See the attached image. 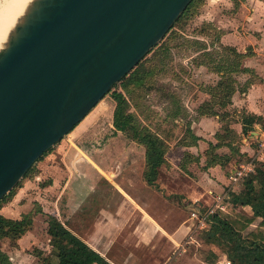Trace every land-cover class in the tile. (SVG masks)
<instances>
[{"label":"rangeland","instance_id":"374dc122","mask_svg":"<svg viewBox=\"0 0 264 264\" xmlns=\"http://www.w3.org/2000/svg\"><path fill=\"white\" fill-rule=\"evenodd\" d=\"M248 2L249 0H198V7L193 9L190 17L179 22L169 34L168 43H166L169 45L165 46V42L163 43L165 47L162 54L159 53L158 58L152 61L149 59L153 55L146 57L147 60L144 59L145 65L148 69L153 70V74L151 78L146 80L145 84L132 88L133 100L122 87L114 88L91 111L86 119L69 134L72 135L71 138L65 137L63 142H60L49 154L38 161L32 173L22 180L21 185L9 198L8 202L17 195L18 190L24 189L25 184L34 182L35 187L30 192L34 198L38 197L40 200H32L30 207H34L33 210H37L36 212H41L46 223H48L50 217H58L59 209L64 211V208H66L67 199L62 195L63 190L60 187L66 184L70 176L74 174L72 183L76 184L78 188H83V191H86L91 185L95 178L94 172L96 169L90 160L95 159L104 165L106 172H109V174L106 173L108 179L112 180L113 177L111 176H116L121 170L119 164L127 159V151L134 155H141L138 154V151H142V147L137 144L130 147L126 136L117 132L113 126L116 109L113 93L117 91L125 94L127 98L130 97L133 107L135 106L134 100L140 101L139 110L133 108V111L135 110L134 112L141 116L144 124L149 126L154 133L161 135L171 144L170 147L173 152H177V155L172 153V159H179L181 153L179 146L185 136L187 141H191L190 136L187 134V129L191 128L193 132L195 131L196 134L201 136L202 143L200 145H202L203 151L209 149L211 142L218 144V136H229L227 141L234 145L235 151L228 173L243 165L253 164L255 169L259 170V175H264V136H260L256 140L250 136L251 134L245 135L243 130L239 128V126H242L240 121L243 119L245 110L240 111L232 105L228 109L222 110L218 104L214 105L212 102L215 101L214 99H218L214 96L220 94L218 85L221 81L224 82L222 77L226 75V68L231 67L232 71L237 68L244 69L243 61L247 56H250L251 50L249 47L251 45L248 46L247 43L253 32L250 30L249 21L247 20L250 16L251 5V3L247 5ZM216 36L221 37L219 41H217ZM244 50L246 53H244ZM233 51L244 55L245 58L242 61L240 60L239 63L234 57ZM255 78L252 72L244 74L235 71L232 73V79L235 81L238 92L236 101H241L240 97L244 95L247 83L250 79L254 81ZM178 108L182 112L174 117ZM211 109L221 116L224 111L228 112L229 116L225 117V123L222 124V120L218 121L214 116L202 115V112L209 113ZM202 118L212 119V122L206 121L199 124L198 121ZM226 128L229 129V132L225 131ZM254 128L264 133V122L256 123ZM220 143L222 145V140ZM64 152H67L66 158L63 157ZM228 152L230 155V151ZM217 153L222 155V148ZM76 154L80 155L78 159L82 157L81 161L74 160ZM187 155L185 154L186 157H188ZM204 155L201 154L200 157L204 158ZM260 155L262 160L258 159ZM188 158L189 160L184 159L183 164L190 162L189 168L194 169V171L196 169L202 171L203 168L200 163L196 162L195 156ZM179 173L183 175L181 172ZM220 175H222V169L217 167L215 176L218 178ZM99 177V186L102 187L100 189H103L106 182L105 180H101L103 181L101 182L100 179L102 178ZM176 179V183L180 184V177L179 179L176 177ZM167 181L168 177L163 174L161 184H167ZM171 181L170 179L169 182ZM244 184L245 180L240 183L242 186ZM76 191L82 199L83 208L74 213L72 220L67 221L66 227L70 231H75V233L87 235L101 207L96 202V198L86 194L87 192H78V189ZM99 191L105 194V190ZM160 192L165 193L166 190L161 189ZM166 197L176 199L175 196ZM176 200L173 203L176 204L174 213L178 219V225H191L192 223L188 220L189 211L187 206L181 199ZM45 209L48 213H53L54 216L49 215L47 212L45 214ZM61 214L64 216L63 219L66 220L64 213ZM196 225L193 228L194 231H197L194 232L195 238H197L196 241L192 245H187L190 240L189 237L185 240L180 238V246L170 255L169 260L171 258L173 264H212L216 261L220 264H229L226 256L222 253L224 252L223 249L207 245L202 240L205 234H200L203 232L201 229L206 228L208 223L206 227L203 226L202 228L199 227L198 223ZM122 239L120 238V241ZM46 240H49V238L45 237L42 241L41 238L33 240L30 247H25L26 253L16 257L17 263L27 264L32 261L34 264L45 256L51 255V243ZM122 241L124 242L125 239ZM10 243L8 246L16 248V244ZM128 254L130 255L128 258H131L132 255ZM146 255L147 252L140 253L141 259L138 262L142 263L141 260H143L145 263L144 258ZM162 258L163 261L159 256H156L153 264H166L169 261L168 255L167 257L162 256Z\"/></svg>","mask_w":264,"mask_h":264},{"label":"water","instance_id":"95a60500","mask_svg":"<svg viewBox=\"0 0 264 264\" xmlns=\"http://www.w3.org/2000/svg\"><path fill=\"white\" fill-rule=\"evenodd\" d=\"M194 0H32L0 48V202Z\"/></svg>","mask_w":264,"mask_h":264},{"label":"crops","instance_id":"0c3cea01","mask_svg":"<svg viewBox=\"0 0 264 264\" xmlns=\"http://www.w3.org/2000/svg\"><path fill=\"white\" fill-rule=\"evenodd\" d=\"M249 3H251L250 16L247 20L249 21L250 30L253 34L251 38L247 37V44L248 46L251 45L249 47L251 53L243 61V68L250 70V73L252 72L256 78L254 83L244 91V95L240 97V102L236 101L238 95V92H236L232 99V106H236L240 111L245 110V114L258 117L260 123L264 122V0H249L247 5ZM216 118L218 121L220 120V117L216 116ZM206 121L212 122V119L202 118L198 123L200 124ZM240 123L242 124V120ZM239 128L243 130V125L239 126ZM253 131L250 133L253 139L258 140L260 136H264V133L259 132L257 128H254ZM193 133L200 139L198 145L193 147L179 146L181 153L179 154V159L176 160L172 159L173 157L171 156L172 153L177 155V152H173V149L170 147L171 144L162 138L161 135L157 134L170 147L165 156L168 165L161 168L158 180L160 191L161 189H165V193L149 186L144 179L146 170L145 148L122 133L126 136L130 147L135 144L142 147V151H138V154L141 155H134L130 151H127V159L119 164L121 170L116 176H111L113 177L112 180L108 179L107 174L109 172H106L104 165L95 159L93 161L90 160L95 166L96 171L94 172L95 178L86 191H83V188H78L76 184L72 183V176L74 175L72 172L73 175L68 178L69 180L66 184L60 187L63 190L62 195L67 200L64 211L59 209V214L57 215L59 220L66 226L67 221L72 220L74 213L83 208L82 199L76 193V189H78V192H87L86 194L96 198V202L100 204L101 209L96 218H94L95 220L92 222L93 224L90 226V231L87 235L72 231L93 250L102 255L111 264H153L156 256H159L161 261H163L162 256L167 257V255L169 260L170 255L180 246L179 242L181 239L185 240L189 237L190 240L187 245H192L197 239L195 238L197 231L193 230L197 226V223L191 218L192 213L200 215L199 211L201 209L214 207L219 200L225 205L230 200L231 193L238 194L244 189V186L240 185V183L245 179L239 181L237 184H233L230 180V175L237 168L228 173L229 166L234 157V145L230 144L227 140L222 142V157L231 158V160L225 164V167H221L222 175L216 178L215 172L217 167L220 166L205 169L206 155L204 153L208 149L203 151L201 148L202 145H200L202 143L201 136L196 134L195 131ZM71 136L69 135L67 137L71 138ZM210 144L214 143L211 142ZM228 151H230V155ZM199 152L200 154H198ZM185 154H190L198 158L203 168H201L202 171L200 169L194 171V169L189 168L190 162H187L185 168H183L182 163L184 159H189ZM201 154L204 155V158L200 157ZM79 156V154H76L74 160L81 161L82 157L78 159ZM63 157H67V152H64ZM261 157L260 155L258 159L262 160ZM178 171L183 175H180ZM163 174L168 177L167 184H161ZM66 175L69 176L68 174ZM98 177L102 178L100 181L105 180L106 182L103 189H100L102 187L99 186ZM176 177L178 179L180 177V184L176 183ZM170 179L172 180L171 182H169ZM34 187V182L25 184L24 189L18 190L17 195L1 208V214L8 219L21 220L24 216L30 214H32L33 218L32 229L18 241L16 248L8 246V244H11L10 240H0V251L8 254L13 264H22V262L17 263L16 257L25 254V247H30L33 240L35 241L41 238L42 241L46 237L49 238L46 241H50L48 223H46L44 215L39 211L36 212L37 210L34 211V207H30L32 200H40L38 197L34 198L30 192ZM99 190H105V194ZM166 196H175L176 199H181L188 206V220L192 223L191 225H178V219L174 213L176 204L173 203L177 200L175 198L170 199ZM243 210L251 214L249 207ZM46 212L48 213L45 209L44 213L46 214ZM61 213H64L66 220L63 219L64 216ZM48 214L54 216L53 213L49 212ZM120 238H123L122 240L125 239L127 243L125 241L124 243L122 240L120 241ZM124 244H126L125 247ZM129 250L130 252H128ZM146 252L147 255L145 258L143 257L145 263L143 260H141L142 263H139L138 260L141 259L139 254ZM128 253L132 255L131 258H128L130 257ZM53 259V262L56 263L57 260L55 258ZM147 260L149 261L148 263L146 262ZM27 264L33 263L30 261ZM166 264H173L172 259L170 258Z\"/></svg>","mask_w":264,"mask_h":264},{"label":"trees","instance_id":"16d2710c","mask_svg":"<svg viewBox=\"0 0 264 264\" xmlns=\"http://www.w3.org/2000/svg\"><path fill=\"white\" fill-rule=\"evenodd\" d=\"M197 1L198 0H194L190 4L187 11L180 17L159 46L146 56L153 55V57L149 59L150 61L157 59L159 53L162 54L164 47L169 45L166 44L168 43L167 39L170 36L169 34L179 22L185 21L190 17L193 9L198 7ZM220 38L221 37L216 36L217 41H219ZM163 43L166 45L164 46ZM233 54L239 63L240 60L242 61V59L245 58L244 55L235 51H233ZM146 57L145 60H147ZM145 60H143L127 77L114 87H122V89L130 95L132 100V88L142 86L153 74V70L148 69L145 65ZM226 69V75L222 77L224 82L221 81L218 85L220 94L219 96H214L218 99L212 101L214 105L218 104L222 110L228 109V107L233 104L232 99L237 92L235 81L232 79V73L235 71L236 73H250L248 69L237 68L233 71L231 67ZM253 83L254 81L250 79L247 83V88ZM130 97L127 98V96L120 91L113 93V98L116 101L113 121L114 127L117 132L126 134L130 139L145 148L146 170L144 179L149 186L159 189L158 180L161 173L160 171L162 167L168 165L165 156L170 147L164 140L154 133L149 126L144 124L140 115L134 112L137 108L139 110L140 101L134 100L135 106L133 107L130 102ZM133 108L135 109L134 111ZM181 112L182 110L178 108L174 117H177ZM228 114V112L224 111L221 116L219 113L213 111V109H211L209 113L202 112L203 116H218L222 122H225V117L229 116ZM256 123H259L258 117L251 114H244L242 119L243 133L245 135L250 134L254 130V125ZM225 131L229 132V129L226 128ZM187 134L190 136L191 141H187L185 136L182 139L180 146H197L200 139L195 136L191 128L187 129ZM228 138L229 136L227 135H222V137L218 136L219 143L216 145L210 144V147L205 154V169L217 166L225 167V164L230 162L231 158H223L222 155L217 153L223 145V143L222 145L220 143L221 140L222 142H225ZM187 156L191 157L192 155L188 154ZM196 161L197 163H200L198 158H196ZM185 165V163H182L183 168H185ZM34 167L27 173L25 178L29 177ZM263 177L264 175H259V170L257 169H255L252 174H249L245 178L244 189L238 194L231 193V199L226 202L225 210H215L207 219L208 226L201 229L204 233L201 232L200 234H205L202 239L204 243L217 247L218 249L220 248L221 250L223 249L224 252L222 253L226 256L229 264H264ZM21 183L0 202V240L8 239L13 244H17L18 241L33 227L32 214L24 216L21 220L8 219L1 214L2 206L9 201V198L13 196ZM247 207L251 209V214H248L243 210ZM210 208L213 209V207L201 209V211H199L200 215L206 216L212 210ZM48 235L50 236L52 253L51 255L45 256L37 264H111L81 238L70 231L56 217L49 218ZM53 258L57 260L56 263L53 262ZM0 264H13L9 255L2 251H0ZM212 264H220V262L216 261L212 262Z\"/></svg>","mask_w":264,"mask_h":264},{"label":"bare ground","instance_id":"6f19581e","mask_svg":"<svg viewBox=\"0 0 264 264\" xmlns=\"http://www.w3.org/2000/svg\"><path fill=\"white\" fill-rule=\"evenodd\" d=\"M32 0H0V48Z\"/></svg>","mask_w":264,"mask_h":264},{"label":"built area","instance_id":"2783aa9c","mask_svg":"<svg viewBox=\"0 0 264 264\" xmlns=\"http://www.w3.org/2000/svg\"><path fill=\"white\" fill-rule=\"evenodd\" d=\"M264 147V145H263ZM254 172V165L253 164H246L239 168H237L230 176V180L233 184H237L239 181L245 179L249 174ZM225 210L224 203L219 200L217 204L213 207V209L206 215H198L196 213L191 214V218L195 220L196 223L199 224V227L202 228L203 226H207V219L208 217L215 211V210Z\"/></svg>","mask_w":264,"mask_h":264}]
</instances>
